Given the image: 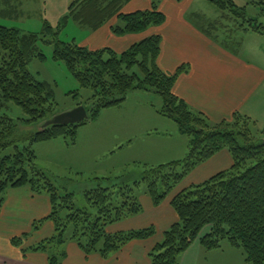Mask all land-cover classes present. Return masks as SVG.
<instances>
[{
	"label": "trees",
	"instance_id": "1",
	"mask_svg": "<svg viewBox=\"0 0 264 264\" xmlns=\"http://www.w3.org/2000/svg\"><path fill=\"white\" fill-rule=\"evenodd\" d=\"M128 1L74 0L55 27L45 21L39 32L0 24V196L8 189L28 188L32 196L45 195L49 205L45 215L32 221L30 230L12 235L9 244L22 256L44 254L47 264L63 263L66 251L62 245L67 242H74L86 256L106 258L130 242L155 234L152 225L110 229L141 212L140 192L154 206L172 194L170 205L176 219L149 249L150 264H179L181 254L195 241L204 250H212L219 249L223 240L239 249L248 264H264V139H257L251 127L259 135L264 130H259L250 117L237 113L230 120L214 123L192 111L172 91L186 66L167 74L157 65L159 34L146 36L120 52L110 47L89 49L74 39L58 38L69 20L92 31L115 18L121 24L111 23L110 30L118 36L139 33L164 21L165 15L154 0L149 8L121 11ZM207 1L233 22L231 30L264 33V21L260 20L264 19V0H251L258 8L254 16L247 15L246 8L233 0ZM210 25L216 28L215 23ZM40 42L50 44L52 57L65 64L81 88L91 91L84 104H77L85 107L88 119L95 120L103 108L120 105L130 91L154 92L162 99L157 112L174 121L179 133L187 137L186 155L167 163L145 165L133 181L125 176L93 177V186L83 191L81 206L75 203L73 192L61 193L36 165L33 146L59 137L74 143L77 128L87 119L33 129L56 114L50 84L38 80L27 68L33 58H44ZM11 105L21 110V117L9 115ZM221 149L230 153V167L175 191L198 164ZM2 202L0 198V208ZM47 223L51 229H47Z\"/></svg>",
	"mask_w": 264,
	"mask_h": 264
},
{
	"label": "crops",
	"instance_id": "2",
	"mask_svg": "<svg viewBox=\"0 0 264 264\" xmlns=\"http://www.w3.org/2000/svg\"><path fill=\"white\" fill-rule=\"evenodd\" d=\"M131 1L129 0L123 6L130 4ZM190 3L191 0H162V4L158 8L161 11L164 8V12H162L165 19L161 24L149 26L139 33L118 36L110 30L112 19L111 22L103 24L96 30H89L86 41L79 44L89 49L110 47L116 52H120L146 36L159 34L161 43L157 65L167 74L173 73L181 65L186 66V70L177 76L172 91L192 111L203 114L209 122L214 123L230 120L233 118V114L237 113L250 117L255 121L259 130H264V50L262 45L253 43L251 48H248L250 44L241 41L235 48L228 45L226 39L222 38L218 41L217 36L219 35L209 32L211 25L208 23V18L207 24L202 25V22L206 21L205 18H201L199 13H189ZM149 6L150 3L146 0L142 9L149 8ZM134 10L136 8L131 7L124 12ZM245 33L249 37H262V41H264V33L249 31H245ZM240 48L243 51L249 50L252 57L248 59L244 57L241 50L239 51ZM252 52L261 57L256 59ZM176 131L179 133L177 129ZM144 136L145 139L152 138L154 141L150 157H148L149 152L143 153L140 157L143 160L142 167L179 160L175 152L178 150L180 152V149H186L183 157L187 153V140L182 136L175 137L173 133L159 131L157 128L146 132ZM231 164L230 153L221 149L208 160L198 164L189 173L193 175L194 179L186 185L177 187L175 191L201 182L214 173L230 167ZM76 173L78 174V172ZM106 176L126 177V173L114 176L96 175L92 178ZM139 194L142 205L141 212L113 224L110 229L115 231L152 225L155 229V234L152 237L130 242L119 252L106 258H102L98 254L86 256L74 242H67L66 256L62 264H150L149 249L161 239L162 231L176 219V214L170 205L172 194L158 206H154L150 198L143 192ZM7 195V198L9 197L7 202L2 204L0 209V264H47L44 254L28 253L22 256L21 251L9 244V238L12 235L30 230L32 221L48 212L47 197L45 195L32 196L27 188L8 189ZM21 198L26 201L24 203L16 202ZM28 206L35 208V213L28 215V221L23 225L17 216L23 215L21 209ZM7 216L10 218L8 219ZM45 225H47V229L52 228L51 224ZM207 229L205 228L203 232H206ZM227 247L229 251H232L233 248L228 245ZM223 252L219 249L204 250L199 242L195 241L181 254L179 264H199L201 259H206V255L218 259V255ZM242 257L240 253L239 259Z\"/></svg>",
	"mask_w": 264,
	"mask_h": 264
},
{
	"label": "rangeland",
	"instance_id": "3",
	"mask_svg": "<svg viewBox=\"0 0 264 264\" xmlns=\"http://www.w3.org/2000/svg\"><path fill=\"white\" fill-rule=\"evenodd\" d=\"M16 1L0 0V24L18 28L24 32H39L45 21L55 27L61 17L67 13L70 3L74 0H19L20 4L19 1ZM145 1L132 0L130 4L128 3V5L122 7L121 11L124 12L131 7L142 9ZM148 1L151 3V0ZM233 1L236 5L246 8L245 11L249 16H254L258 12L257 6H253L251 0ZM154 2L158 6L162 4V0H154ZM162 11L164 12V8ZM188 11L194 14L199 13L201 18H205L206 21L202 22V25L207 24V18L210 21L208 23H215L216 28L209 29V32L213 35H219L217 40L226 39L228 45L234 47L237 43L245 41V43L250 44L248 48H251L253 43H260L264 50L262 37H249L243 30H231L233 22L222 16L221 11L209 1L191 0ZM260 20L264 21L263 18H260ZM195 21L197 22V18ZM111 23L113 25L121 24L115 18ZM88 33L87 28L69 20L67 25L60 30L58 38L61 41L74 39L78 43H83V41H86ZM38 46L44 58H33L28 63L27 68L38 80L50 84L56 103V114L70 110L79 103L84 104L91 96V91L88 88H81L78 81L67 70L65 64L52 57V46L50 44L40 42ZM240 50L247 59L252 57L249 50L243 51L242 48ZM255 57L258 59L261 56L255 55ZM124 101L119 106L101 109L95 120H90L87 117L86 123L77 128L74 143L59 137L35 143L33 146L36 153V165L46 173L61 193L64 191L73 192L75 203L78 206L83 205V191L93 186L92 176H114L126 173V179L129 181L140 177V173L143 171L141 165L143 160L140 157L146 152H149L148 157H150L154 141L152 138L145 139L144 134L146 132L157 128L159 131H168L173 133L175 137L182 136L187 140L185 135L176 131L178 127L174 121L156 111L162 106V99L158 94L142 90L130 91ZM8 113L14 119L21 117L23 114L18 107L12 105ZM56 114L33 129L47 127L44 126L46 121ZM251 131L257 136V139L260 136L264 139V133L259 135V132L253 126ZM178 151L175 152V155L180 159L185 154L186 149ZM193 179V175L188 174L177 187L186 185ZM142 189H144L143 185ZM7 191L0 196L3 199L2 204L7 202L9 198H7ZM25 201L24 198H21L16 202L24 203ZM21 210L23 215L17 217L19 222L25 225L28 221L27 216L33 215L35 208L28 206L27 208L23 207ZM44 233H47V229L44 230ZM66 244L62 245L63 249ZM227 245L226 240L221 242L219 251L224 252L218 255V259L206 255V259H201L199 264H248L243 257L239 259L241 253L239 249L228 245L233 248L232 251H229Z\"/></svg>",
	"mask_w": 264,
	"mask_h": 264
},
{
	"label": "water",
	"instance_id": "4",
	"mask_svg": "<svg viewBox=\"0 0 264 264\" xmlns=\"http://www.w3.org/2000/svg\"><path fill=\"white\" fill-rule=\"evenodd\" d=\"M88 117L87 110L83 105H77L76 107L56 114L51 119L46 121L44 126L55 125V124H77L81 121L86 120Z\"/></svg>",
	"mask_w": 264,
	"mask_h": 264
}]
</instances>
